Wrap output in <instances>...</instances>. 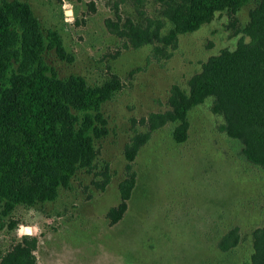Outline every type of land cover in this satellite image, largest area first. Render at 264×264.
I'll use <instances>...</instances> for the list:
<instances>
[{
  "label": "rangeland",
  "instance_id": "rangeland-1",
  "mask_svg": "<svg viewBox=\"0 0 264 264\" xmlns=\"http://www.w3.org/2000/svg\"><path fill=\"white\" fill-rule=\"evenodd\" d=\"M21 1L45 35L61 36L65 58L54 49L44 55L60 78L79 75L101 86L116 75L122 88L103 104L107 132L95 140L92 169L79 170L54 201L18 205L7 214L0 203V259L30 236L38 240V264H250L253 232L264 227V168L249 162L242 143L221 130L225 120L212 111V97L189 112L185 142L174 139L175 123L152 132L133 162L136 185L126 213L111 224L108 212L121 202L126 145L150 130L143 120L168 110L173 87L188 91L209 58L249 41L243 29L260 0L235 13L218 12L195 32L179 35L167 56L111 32L106 21L115 20L118 0ZM120 9L124 18L137 16L130 1ZM144 9L162 17L152 0ZM235 227L238 245L222 250L220 240Z\"/></svg>",
  "mask_w": 264,
  "mask_h": 264
},
{
  "label": "trees",
  "instance_id": "trees-1",
  "mask_svg": "<svg viewBox=\"0 0 264 264\" xmlns=\"http://www.w3.org/2000/svg\"><path fill=\"white\" fill-rule=\"evenodd\" d=\"M130 1L136 18L123 17L121 5ZM147 0H118L115 20L107 27L133 47L154 45L156 56H167L179 35L193 33L218 12L235 13L253 0H152L162 17L145 12ZM234 50L212 56L189 80V90L174 86L169 109L151 113L144 123L150 130L136 134L126 145V178L120 183L121 202L108 212L118 223L128 209L136 185L133 170L141 148L152 132L175 123L174 139L188 138L189 112L213 98L212 111L224 117L221 130L239 140L246 159L264 168V0L250 11L249 23ZM54 49L65 58L58 32L45 35L31 6L21 0L0 1V203L4 213L18 205L54 201L81 169L93 168L95 140L107 132L103 104L122 88L113 75L101 86H90L79 75L60 78L45 60ZM109 176L100 188L104 189ZM250 264H264V227L253 232ZM239 229H231L219 242L228 251L238 245ZM36 237L25 236L0 259V264H38Z\"/></svg>",
  "mask_w": 264,
  "mask_h": 264
},
{
  "label": "clouds",
  "instance_id": "clouds-1",
  "mask_svg": "<svg viewBox=\"0 0 264 264\" xmlns=\"http://www.w3.org/2000/svg\"><path fill=\"white\" fill-rule=\"evenodd\" d=\"M65 6L68 7L67 4H65ZM73 19H74V18H73ZM67 22H68V23H71L72 20H68ZM19 234H20V235H23V234H24V227H23V226L20 227Z\"/></svg>",
  "mask_w": 264,
  "mask_h": 264
},
{
  "label": "bare ground",
  "instance_id": "bare-ground-1",
  "mask_svg": "<svg viewBox=\"0 0 264 264\" xmlns=\"http://www.w3.org/2000/svg\"><path fill=\"white\" fill-rule=\"evenodd\" d=\"M27 230H29V229H27Z\"/></svg>",
  "mask_w": 264,
  "mask_h": 264
},
{
  "label": "water",
  "instance_id": "water-1",
  "mask_svg": "<svg viewBox=\"0 0 264 264\" xmlns=\"http://www.w3.org/2000/svg\"><path fill=\"white\" fill-rule=\"evenodd\" d=\"M28 231V230H27Z\"/></svg>",
  "mask_w": 264,
  "mask_h": 264
}]
</instances>
